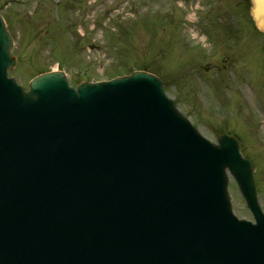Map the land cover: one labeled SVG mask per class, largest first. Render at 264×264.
I'll use <instances>...</instances> for the list:
<instances>
[{"label": "water", "instance_id": "1", "mask_svg": "<svg viewBox=\"0 0 264 264\" xmlns=\"http://www.w3.org/2000/svg\"><path fill=\"white\" fill-rule=\"evenodd\" d=\"M251 14L264 29V0ZM0 14V264H264V214L238 137L211 143L147 71L26 91ZM257 223L232 211L226 169Z\"/></svg>", "mask_w": 264, "mask_h": 264}, {"label": "rangeland", "instance_id": "2", "mask_svg": "<svg viewBox=\"0 0 264 264\" xmlns=\"http://www.w3.org/2000/svg\"><path fill=\"white\" fill-rule=\"evenodd\" d=\"M0 0L14 38L10 75L29 88L57 67L72 84L145 69L199 131L238 135L264 209V30L249 0ZM233 209L253 219L234 177Z\"/></svg>", "mask_w": 264, "mask_h": 264}]
</instances>
